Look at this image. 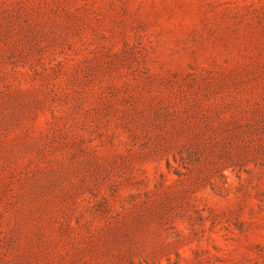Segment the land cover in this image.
<instances>
[{"label": "rangeland", "instance_id": "rangeland-1", "mask_svg": "<svg viewBox=\"0 0 264 264\" xmlns=\"http://www.w3.org/2000/svg\"><path fill=\"white\" fill-rule=\"evenodd\" d=\"M0 264H264V0H0Z\"/></svg>", "mask_w": 264, "mask_h": 264}]
</instances>
